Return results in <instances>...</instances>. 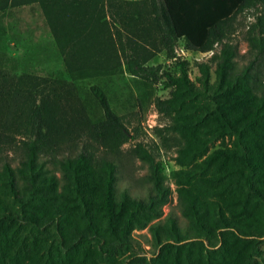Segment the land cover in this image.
I'll list each match as a JSON object with an SVG mask.
<instances>
[{"label":"trees","instance_id":"trees-1","mask_svg":"<svg viewBox=\"0 0 264 264\" xmlns=\"http://www.w3.org/2000/svg\"><path fill=\"white\" fill-rule=\"evenodd\" d=\"M37 5L62 58L65 76L0 71V264H63L97 252L116 264H258L264 237V0H0V14ZM248 14L245 65L232 42L234 22ZM212 53L177 73L149 63L174 59L175 45ZM217 47L219 49L217 50ZM215 66V82L210 71ZM124 67V69H123ZM144 85L162 77L169 97L153 106L171 124L155 130L177 146V204L161 220L170 190L141 143L129 153L150 168L144 199L117 194L122 147L138 128L117 115L102 87L88 110L76 83L123 71ZM136 115V114H135ZM227 146L208 154L217 141ZM17 156L13 166L8 158ZM147 229L153 251L135 250ZM35 232H41L38 236ZM54 243V244H53ZM55 247V251H52Z\"/></svg>","mask_w":264,"mask_h":264},{"label":"rangeland","instance_id":"rangeland-1","mask_svg":"<svg viewBox=\"0 0 264 264\" xmlns=\"http://www.w3.org/2000/svg\"><path fill=\"white\" fill-rule=\"evenodd\" d=\"M252 21L248 14L239 15L234 22V32L231 35L232 42L238 45V51L242 58L238 60L237 68L245 65L247 44L244 34L247 25ZM219 47H217V50ZM174 59H167L164 54L155 57L150 66H161L162 71L177 73L176 64L185 61L188 64V77L199 86L197 80L199 72L195 66L196 62H206L212 53L201 54L189 52L184 49L183 42H177L174 50ZM124 69V67H123ZM215 66L210 71V83L215 82ZM0 71L7 75L17 77L20 74H32L41 77L65 76L62 58L54 44L48 27L46 26L41 11L37 5L22 9L10 10L0 14ZM162 77L154 85H144L139 80L130 76L125 70L114 76L89 78L76 83L78 96L85 100L88 110L97 116H102L100 109L90 97L89 89L92 85L103 88L107 94L113 111L130 120L132 125L138 128L136 139L130 140L122 147L121 162L118 164L117 194L126 191L135 198L144 199L152 191L149 165L130 155V151L136 144L141 143L149 150L155 160L160 164L164 176V184L170 190L169 201L162 207L164 220L167 215L173 214L181 229H185L186 221L181 215L177 204V184L181 182L180 172L189 170V166H181L177 163V146L173 139L165 145L155 137V130L171 124V120L161 116L155 111L153 100L155 98L165 99L169 97L170 89L166 88ZM136 114V115H135ZM225 142L212 143L205 155L198 156L195 162L202 161L208 154L218 148L227 146ZM13 166L17 165L15 154L8 157ZM38 236L41 232H35ZM135 250L141 248L149 258L152 248V238L148 230H135ZM54 244V243H53ZM263 254L257 258L258 264H264V237L262 239ZM55 251V247H52ZM126 252L116 253L114 262L106 256L97 252L85 258L71 256L63 264H116L122 260Z\"/></svg>","mask_w":264,"mask_h":264}]
</instances>
